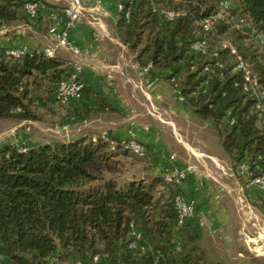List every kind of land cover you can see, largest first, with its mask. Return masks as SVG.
I'll return each instance as SVG.
<instances>
[{"label": "trees", "instance_id": "obj_1", "mask_svg": "<svg viewBox=\"0 0 264 264\" xmlns=\"http://www.w3.org/2000/svg\"><path fill=\"white\" fill-rule=\"evenodd\" d=\"M28 1L0 0V26L30 21L23 10ZM226 1L222 9L221 0H126L129 17L117 14L116 29L138 65L150 63L166 79L175 77L191 112L213 126L227 155L258 174L264 172V110L255 109V97L234 85L242 77L233 65L240 55L264 88V56L242 44L245 35L264 33V0ZM153 7L175 16L168 20ZM205 19L213 20L209 31L201 25ZM214 34L229 36L236 53L224 45L211 50ZM203 38L206 56L190 49ZM7 49L0 46V121L29 120L37 103L34 90L43 83L54 100L70 63L41 48L19 57ZM207 62L221 64L210 77L203 71ZM84 82L82 97L70 102L75 111L88 91ZM93 100L96 110L115 111L99 94ZM109 139L116 143L114 149L104 137L87 135L25 146L24 152L16 143L0 144V264H154L156 255L159 264H221L206 259L198 246L196 211L176 227L173 198L181 193L179 185L165 183L161 174L123 185L110 176L120 172L118 152L129 150L123 139ZM146 149L142 157L153 153ZM162 185L176 190L157 195ZM258 194L264 212V192ZM132 221L143 235L141 255L128 247Z\"/></svg>", "mask_w": 264, "mask_h": 264}, {"label": "crops", "instance_id": "obj_2", "mask_svg": "<svg viewBox=\"0 0 264 264\" xmlns=\"http://www.w3.org/2000/svg\"><path fill=\"white\" fill-rule=\"evenodd\" d=\"M95 1L85 0V3L93 6ZM98 1L99 4L86 12L70 32V38L76 45L88 49L87 55L77 58L82 63L88 91L76 110V121L80 127L78 136L75 137L87 135L109 138L112 135L124 139L132 135L150 148L158 158L164 149L175 147L174 152L182 159L177 160L178 163L192 162L196 166L199 163L208 171L209 166L212 169L213 166H219L226 174L227 157L221 152L218 136L215 145L212 127L207 122L202 123V120L191 112L187 102L178 98L170 83L166 82L159 72L152 67L144 69V66L138 65L127 53V47L116 29L115 0ZM2 27L0 26L1 47L44 50L53 45L48 37L45 46H38L30 35L21 33L20 29L16 30L17 36L14 38L2 35L6 30ZM28 29L33 31L31 26H28ZM26 41H31L34 46L17 45ZM55 55L67 62L76 60L69 51L61 48L55 50ZM94 93L99 94L115 112L96 110ZM72 112L70 110L69 114ZM140 116L156 119L153 122L157 124L152 126L153 124L147 123L146 118L142 119ZM162 131L166 136L163 137ZM171 139L176 140L173 145L169 143ZM194 158H197L198 163ZM210 174L214 178L212 173ZM204 177L196 175L193 170L189 180L179 185L181 193L193 198L190 195L195 194V191L201 192L200 188L206 182L205 179H208ZM203 203L202 199L196 203V213L206 208Z\"/></svg>", "mask_w": 264, "mask_h": 264}, {"label": "rangeland", "instance_id": "obj_3", "mask_svg": "<svg viewBox=\"0 0 264 264\" xmlns=\"http://www.w3.org/2000/svg\"><path fill=\"white\" fill-rule=\"evenodd\" d=\"M42 1L52 8H61L66 4V0ZM222 14L224 12L220 11V15ZM2 26L6 28L1 33L2 35L14 38L17 36L16 30L20 29L21 33L30 35L38 46H45L47 43L48 33L46 25L33 24V22L22 20ZM28 26L32 27V32L29 31ZM210 43L209 48L211 50H214L218 45L234 48L233 42L227 35H210ZM242 44L245 47H249L251 51L256 49L259 57L260 55L264 56V45L257 43L252 33L242 37ZM17 45L34 46L31 41L21 42ZM127 53L134 59V53L128 51V49ZM161 75L166 82L170 83L174 92L172 82L165 78L166 74L163 73ZM34 91L37 99V103L33 106L34 118L21 121L1 120L0 144L9 142L32 146L37 143L67 141L76 138L75 136H78V128L80 126L76 121V111L70 108V104L63 105L55 102L43 83ZM70 110L73 112L69 114ZM140 118H146L148 120L147 123L153 124L152 126L157 124L153 122L156 119L151 120V117L140 116ZM201 120L202 123L207 122L212 127V135L215 137L216 145V137H219V135L208 121ZM166 125L168 124L166 123ZM262 125L264 126V121ZM175 141V139H171L169 143L173 145ZM174 148L164 149L159 158L155 153L142 157L130 151H119L117 159L121 165L120 172L110 176L114 177L119 185H123L133 179L156 177L160 175L163 160L168 153H173L178 161L182 160L174 152ZM214 148L216 147L214 146ZM220 148L223 155L227 157L226 166L228 168L225 169L226 174L223 173L222 168L219 166H213L214 169L209 166V171L206 170L204 166L198 163L197 158H194L198 163L197 166L195 163L187 162L193 165L196 175L205 176L204 178L209 179H205L207 185L203 183L202 188H200L201 192L195 191L197 194L190 195L193 196L190 199L194 201L196 207V203L201 199L204 200L206 205V208L198 211L196 216L199 221L200 235L197 241L198 246L206 259L210 261H219L221 264H264V212L259 207L261 196L258 194L262 193L263 195L264 191L253 183L247 174L240 172L238 164L227 155L222 146ZM210 173H212L214 178L210 176ZM174 189L176 190L175 187L162 185L158 186L156 191H158L157 195L159 193L168 195L170 190ZM249 238H254L259 245L254 246L249 243Z\"/></svg>", "mask_w": 264, "mask_h": 264}, {"label": "built area", "instance_id": "obj_4", "mask_svg": "<svg viewBox=\"0 0 264 264\" xmlns=\"http://www.w3.org/2000/svg\"><path fill=\"white\" fill-rule=\"evenodd\" d=\"M124 1L126 0H116L115 9L116 13H124L126 18L129 17V8L124 6ZM99 1L96 0L93 6H88L85 0H66V4L61 8L48 7L42 0H31L24 4L23 10L28 19L33 22V24H43L47 26L48 37L53 43L52 46L44 49V52L48 56H54L55 50L57 48L65 49L71 53V55L76 59L70 61L69 72L66 77L59 80L54 93V100L57 103L63 105H69L70 102L78 100L82 97V92L85 87V82L83 78V66L77 58L85 56L88 54V49L79 47L70 38V32L77 26L81 17L97 6ZM220 6L225 9L228 6L226 0H221ZM153 11L159 12L166 19L172 20L175 16V12L167 9H157L153 7ZM213 20L205 19L201 21V25L205 31L211 29ZM255 40L257 43L264 45V33H254ZM232 53H236L235 48L230 47ZM190 49L196 53H200L203 56L208 54V43L206 39H198L190 44ZM26 49L24 48H8L6 53L19 57ZM221 67L219 62L211 64L209 62L204 63L203 71L210 77L213 74V67ZM151 68V64L148 63L144 66V69ZM233 71L240 72L242 79L239 82H235V86H240V88L252 96L255 97L254 107L257 110H264V88L258 82L257 77L253 74L248 63L243 60L240 55L236 54V59L233 65ZM170 81L173 84L174 92L177 94L180 100L183 99L181 95L180 85L175 77H171ZM227 116L230 114L227 111ZM233 119H230V123ZM109 141L111 149H114L116 143L110 140L108 137H104ZM18 145V144H17ZM122 145L125 149L130 152L145 156L147 153L146 146L130 135L122 140ZM26 147L23 145H18V150L21 152L26 151ZM256 167V166H255ZM240 172L247 174L253 183H255L259 188L264 190V172L258 174H253L248 171V165L241 162L238 165ZM194 167L191 164H180L175 158L174 154H168L164 163L161 167L160 174L167 184L180 185L182 182L186 181L189 176L193 173ZM174 209L176 212V227H183L190 219L195 216V203L192 199L186 197L182 193H176L173 198ZM128 235L130 236V241L128 247L132 250L137 251L138 254H143L145 252V247L140 243L143 235L141 231L136 227L134 222H130L128 225ZM249 243L254 246H258L254 238H249ZM255 248V247H254ZM176 249L179 250L180 246L177 244ZM98 256L93 257V261L98 260ZM3 259L0 253V261ZM161 262V257L156 255L154 257V264H159ZM76 264H81L77 261ZM164 264V263H162Z\"/></svg>", "mask_w": 264, "mask_h": 264}]
</instances>
